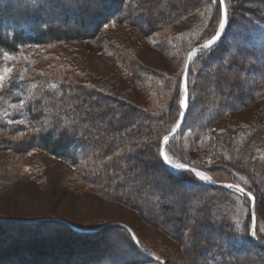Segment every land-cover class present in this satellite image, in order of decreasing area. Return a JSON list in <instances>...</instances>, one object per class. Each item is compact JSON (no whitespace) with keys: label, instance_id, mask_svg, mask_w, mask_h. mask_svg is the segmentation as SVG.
Segmentation results:
<instances>
[{"label":"trees","instance_id":"obj_1","mask_svg":"<svg viewBox=\"0 0 264 264\" xmlns=\"http://www.w3.org/2000/svg\"><path fill=\"white\" fill-rule=\"evenodd\" d=\"M72 1H75L73 11L89 10V0ZM100 1L103 5V13L99 14L100 19L88 32L85 26L72 31L67 30L65 26H52L51 22L58 20V17L52 14L46 15L45 10L51 13L55 8L63 7L61 0H0V47L6 51L16 52L27 45L53 47L64 43L91 41L103 31V26L110 23L117 25L127 23L129 26H134L136 17H141L143 14L149 15L153 10L156 11V18L148 16L147 19H143V23L135 25L134 28L145 36L156 35L157 40L161 41L168 29L183 18L195 14L207 4V0H115L114 8L109 10V2L112 0ZM230 3L232 5L230 26L216 43L215 50L198 52L190 63L191 71L188 81L189 90L194 94V105L183 119L178 134L165 147V152L181 163L185 160L176 152L175 147L183 136V132H189L190 136L196 140L206 131L211 122L226 115L225 111H216V108L222 106L227 111H231L228 106L222 105L223 93L219 87L224 90L226 86L234 87L239 95L244 81L257 75L260 77L259 81L245 85L251 90L248 100L264 98V0H230ZM213 12L215 14L216 9ZM69 14L71 13L65 15L62 23H66ZM209 33L210 30L207 28L201 37L208 36L207 39H210L215 32ZM236 37L246 46L239 56L229 53L233 39ZM204 41L200 40L191 46ZM114 50L139 88L146 92L149 89L159 92L156 99H152L151 102L149 100L146 106L140 107L124 97L82 84L77 81L72 69L67 70L63 66L58 70L52 68L51 71L49 70L51 68L44 71L24 68L13 75L14 79L11 81L10 88L16 90L18 94L16 98L19 93L23 94L29 125L27 127L11 125L0 129V146L6 145L11 139L12 145L7 148L9 152L19 157L27 155L34 149L58 157L76 169L78 173L76 178L78 180L81 178L80 182L82 181L86 187L107 198H116L107 193L110 187H128L138 199L125 197L118 199L121 200L120 203L139 214H141L139 198L149 197V200L156 202V197L162 198L161 193L175 190L174 185L177 183H188L189 187H197L204 195L194 199L182 216H174L170 205L160 202L155 204L166 211L173 222L177 223L176 227L166 222L157 224L166 235L175 240L180 249V255H177L178 260L174 264H264V246L252 242L249 235H244L245 232H249L248 227L241 230V238L237 237L231 220L233 197L241 196L226 188L202 182L193 173L175 174L155 159L154 166L148 163L146 166L150 169L154 167L168 182L164 187L158 183L147 185V167L140 170L138 168V166H145L142 157L149 151L154 158L157 151V134L159 133V138L162 140L166 131L174 126L175 119L179 118L178 110L174 107L175 98L163 108L158 106L162 100L161 88L158 89V87L162 85L161 87L164 88L166 85L176 84L182 78L184 66L176 80H167L162 74L140 64L130 51L125 50L127 51L125 52L118 46ZM257 59L259 64H255ZM226 60L231 61L232 65L241 64L243 70L240 67L236 69L232 65L229 68L225 64ZM213 62L214 65L208 70V76L202 74V70ZM62 70L64 72L60 73ZM237 73L244 77L243 81L239 79ZM208 86L214 88V94H208L206 90ZM7 94L10 95L9 92ZM239 106L241 103L238 104ZM170 107L171 110L168 111ZM194 109L206 118L200 124H195L192 119ZM171 115L175 117L169 122ZM109 116L112 120L107 119ZM252 116L253 119L249 118L248 121L246 119L245 123L254 131L261 133L258 139L259 142L261 141V148L264 149V137H262L264 136V108L259 109ZM255 117L261 119L257 118V121H254ZM233 137L234 135L230 132L213 135V138L218 141L216 143L222 139V143H225V140L230 141ZM255 139L252 134L246 135V144ZM13 140H17V143L23 146L21 150L14 145ZM89 142L92 145H89ZM71 151L74 152L71 153ZM249 156L247 160L251 162L250 172L255 182L264 187V153L259 159L252 157V154ZM192 163L187 164L205 171L217 182L230 180L226 177L230 173L224 170V167H221L220 171L204 164ZM234 163V166H239L241 161L237 160ZM242 186L257 200L252 185L242 183ZM187 194H183L184 207L185 201L191 199V196ZM206 225L209 231L204 232L203 236L200 234V228ZM11 226L19 228L22 232L14 239L15 242L12 241L7 245L8 252L6 249L0 250V258L9 255L16 262L15 264H58L61 259L63 263L60 262V264H134L141 258L156 263L155 258L141 253L130 236L124 232L129 249L136 248L135 252H131L135 258L134 263L133 259L131 261L115 260V258L106 257V254H103L106 253V248L99 247L95 239L96 234L100 235V233L72 230L65 227L63 223L49 221L30 223L0 220V235L5 232V229H11ZM48 226H56L57 229L52 230L51 233L47 231L48 237H45L42 234ZM188 227H192L193 232L189 237H185L183 233ZM213 235L216 239H213ZM256 239L264 242V236L259 233ZM49 240L61 243L54 252L58 255L54 260L55 263L45 260L48 252L44 249L50 247L45 242ZM78 244L81 245L79 248L84 257L78 256L75 259L73 255L77 254ZM57 250L65 254L64 258L60 257L61 254L57 253ZM148 252L154 257L158 256L156 255L158 253ZM159 257L165 261V264H170L165 258Z\"/></svg>","mask_w":264,"mask_h":264},{"label":"rangeland","instance_id":"obj_2","mask_svg":"<svg viewBox=\"0 0 264 264\" xmlns=\"http://www.w3.org/2000/svg\"><path fill=\"white\" fill-rule=\"evenodd\" d=\"M61 1H63V7H57L51 13L47 9L45 10L46 15L52 14V16L56 15L58 17V20L51 22L54 27L65 26L67 30L72 31L85 26L89 32L103 13V5L100 0H89V10L87 11H73L75 1ZM76 1L80 2V0ZM109 4V10H112L115 6V0L110 1ZM208 7L209 4L207 3L195 14L183 18V20L165 32V37L161 41L157 40L156 35L145 36L134 28L135 25L143 23V19H147L148 16H151L153 19L156 18V11L153 10L149 15L143 14L141 17H136L134 26H129L127 23H120L118 25L110 23L107 27L103 26V31L91 41L64 43L53 47L27 45L16 52L6 51L0 47V71L4 67L13 69L10 77H5L4 87L0 89V129L11 125H21L22 127L29 125V122L27 123L28 116L25 111V103L23 107H19L20 100L24 101L23 94L19 93L18 98H16L18 95L16 94V90L10 88L11 81L14 79L13 75L21 69L24 70V68H35L34 70L40 69L42 71L51 68L49 69L51 71L52 68L58 70L63 66L64 69H72L73 73L76 74L77 81L84 85H91L105 93L124 97L140 107L146 106L149 100L151 102L152 99L157 98L156 95L158 96L159 92L155 89V92L150 89L146 92L139 88L131 78L124 63L120 61L121 58L116 56L114 48L118 46L124 49V51H130L143 66L162 74L167 80H176L184 66L186 54L192 48L191 45L208 38V36L205 38L201 37L203 31H205V22L210 20L209 13L207 12ZM212 8L214 11V6ZM68 13L71 14H69L64 24L61 21H63L65 15H68ZM201 13H204V15H201ZM213 16H215L214 12ZM216 27H218V16H215L208 23L209 34L214 32ZM233 40L234 42L229 53L239 56L244 52L246 46L238 37ZM110 43L111 46H109ZM5 52L12 59H7L4 55ZM258 61L257 59L255 64H259ZM213 65L214 62L205 67L202 70V74L208 76V70ZM232 66L236 69L241 68V64L238 63ZM63 70L60 73H63ZM259 80L260 77L257 75L246 79L240 88L241 93L239 95H237L236 88L234 87L226 86L228 93L225 91L226 89L224 90L222 87H219L223 93L222 105L228 106L231 111H227L222 106L216 108V111H225L226 115L224 114L222 117L220 116L211 122L206 131L196 140L190 136L189 132H183V136L180 137L175 149L180 157L185 160V164H193L192 162H194L196 164H204L215 170L224 167V170L230 173L226 175L230 180L222 181L225 184L239 183L242 186V183H244L252 185L257 197V200L255 199V228L257 226L258 233L264 236V232L259 231L264 229V187L255 182V178H253L250 172L251 162L247 160L250 154H252V157L259 159L264 153V149L261 148V141L259 142L258 139L261 133L254 131L251 126H247L245 123L246 119L247 121L249 118L253 119L252 115L259 109L264 108V98L254 101H252L253 99L248 100L251 90L245 87V85L255 84ZM161 86L159 85L158 89L161 88L162 100H159L158 106L163 108L171 101L170 96L173 93V86L166 85L164 88ZM206 90H208L209 95L215 93L212 86H208ZM8 92L10 95L7 94ZM253 93L254 91L252 90ZM198 95H196L197 98H199ZM150 96H152L151 99ZM239 103H241V106L238 107ZM13 105H17L18 107L13 108ZM194 111V118L192 119L195 124H200L206 119L202 117L200 112L197 113L198 110L194 109ZM174 117V115H171L169 122ZM257 118L261 119L260 117ZM257 118L254 121H257ZM107 119L112 120V117L109 116ZM8 120L17 122L23 120L25 123L9 124L7 123ZM224 132H230L234 137L230 141L225 140V143H222L223 139L219 143H216L217 140L213 138V135ZM248 134H252L253 138L255 137L256 139L246 144L245 139ZM4 139L7 140V138ZM9 140L11 141V139ZM10 141L6 145L0 146L1 221L22 222L23 220L24 222L35 223L37 222L35 220L43 218L59 219L64 222L57 220L48 221L59 224L63 223L65 227L72 230L73 228L67 223L81 230H92L91 232L100 233V235L96 234L100 240L95 239L99 247L106 248V253H103L106 254V257L115 258V260L125 259L131 261L133 259L134 263V255L129 251L122 231L124 228L123 224L130 228L137 236L141 247H143L142 249L147 250L143 252L149 253L148 251H152L158 253L156 255L165 258L170 264L177 262V255H180L178 245L173 238L166 235L157 226V224L166 222V224L168 223L172 227H176L177 223L173 222L166 211H163L160 206L155 204L156 202H160L164 205H170L173 208L174 216H182L194 199L204 195L202 190L194 186L189 187L188 183H177L174 185L176 186L175 190L161 193L162 198L156 197V202L149 200V197L139 198L141 207V214H139L134 209L120 203L121 200L118 199L120 197L128 199L137 198L128 187H110L107 193L116 198H107L86 187L82 181L80 182L81 178L79 180L76 178L78 174L76 169L70 167V165L60 158L51 156L38 149L31 150L27 155L19 157L13 152H9L7 146L10 147L12 145ZM13 141L14 145H17V148L21 150L23 146L19 145L17 140ZM88 144L92 145L90 142ZM73 152L71 151V153ZM142 159L145 166H138L139 170L147 167L146 163L155 165L154 158L149 151ZM172 159L178 162L177 159L173 157ZM237 160H240L241 163L239 166H234V162H237ZM147 171V185L158 183L164 187L168 182L154 167L150 169L148 166ZM241 177L244 179H241ZM120 182L122 183V181ZM246 192L248 191L246 190ZM186 193L191 196V199L185 201L186 206L184 207L182 205L184 202L183 194ZM233 198L234 205L232 207L231 220L237 237L241 238V230H244L245 227L249 228L251 223V203L250 200L242 199L241 197L234 196ZM188 223L191 222L188 221ZM55 227L48 226L42 235L48 237V232L51 233L52 230L56 231L57 228ZM10 228L5 229V232H2V235H0V250L6 249L7 252V245L14 241L17 235L22 232L17 227L11 226ZM208 229L207 225L202 226L200 234L204 236V232L207 233ZM212 237L216 239L215 235ZM58 242L54 240L45 242L46 245L50 246L44 249L48 252L45 257L46 262L55 263L54 260L58 256L54 253L55 249L61 246L60 241ZM80 246L78 244V248ZM57 253H60V257L64 258L65 254L63 255L58 250ZM78 256L84 257V254H81L80 248L77 254L73 255V258L76 259ZM9 262L16 263L9 255L0 258V264H8ZM60 262L63 263L62 259ZM134 264L156 263L141 258L140 261Z\"/></svg>","mask_w":264,"mask_h":264},{"label":"snow or ice","instance_id":"obj_3","mask_svg":"<svg viewBox=\"0 0 264 264\" xmlns=\"http://www.w3.org/2000/svg\"><path fill=\"white\" fill-rule=\"evenodd\" d=\"M207 3L209 4V7L207 9V12L209 13L210 20L205 22V30L207 29L208 23L215 18V16H218V27L215 28L214 32L215 34L211 36L210 39L205 40L203 45H200V49L204 50L205 52H211L215 50V45L217 41H219L222 38V35L226 32L227 27L230 26V19H231V8L232 5L230 3V0H207ZM212 6H215L216 12L215 16H213V8ZM201 15H204V13H201ZM107 27V25H105ZM197 53V49L193 48L191 52L187 54L188 59L191 60L193 56H195ZM5 57L7 59H12L11 56L8 55V53H4ZM225 64L231 68L232 62L226 60ZM241 70H243L241 66ZM190 68L187 65V62H185V70L183 77L176 82V84L173 85L172 92L173 96H170V100L175 98V105L174 107L178 110V117L175 119L174 126L166 131V133L163 135L162 140L159 138V133L157 134V151L154 154V159L162 163L163 165L170 167L174 172H180L181 174L187 172L189 174L194 173L195 177L198 178L202 182H209V183H216V180L213 179L212 176L208 175L205 171H199L196 168H189V166L185 163H180L176 162L172 159V156H170L168 153L165 152L164 148L167 145V142L169 140V137H171L175 132L178 127H180L183 119L186 117L187 112L191 110V108L194 105V94L190 92L189 90V81H188V76L190 75ZM13 72L12 68L9 67H4L2 71H0V89L4 87V81L5 77H10V74ZM237 76L241 81L244 80L243 76H240L239 73H237ZM54 87V85H53ZM225 91H228L227 89ZM24 101L20 100L19 107L24 106ZM13 108L18 107L17 105H13ZM168 111L171 110V107L167 109ZM7 123L12 124V123H25V121H13V120H8ZM163 123V121H161ZM211 162V161H209ZM241 179H244L241 177ZM246 183V181H245ZM227 188L234 189L236 192L240 194L246 195V197L254 199L253 194L248 191L246 192L245 188L242 187L239 183L237 184H232L228 183L225 185ZM255 214H252V220L253 224H255ZM122 231L130 235V238L132 241H136V246L139 245V241L137 240V237L135 234L131 233L130 229H127L124 227ZM259 231L264 232V229H261ZM193 232L192 227H188L183 235L185 237H189L190 234ZM244 235H250L253 238H256L258 235V230L253 227L251 231L245 232ZM122 242V241H121ZM130 252H135L136 248H130ZM145 252L147 251L146 249L144 250ZM153 255V254H149ZM155 261L156 264H165L164 261L159 256H155Z\"/></svg>","mask_w":264,"mask_h":264},{"label":"water","instance_id":"obj_4","mask_svg":"<svg viewBox=\"0 0 264 264\" xmlns=\"http://www.w3.org/2000/svg\"><path fill=\"white\" fill-rule=\"evenodd\" d=\"M218 42V41H217ZM204 43H202V44H199V45H196V46H194L193 48H196L197 49V52H199V51H204V50H202V49H200V45H203ZM193 48L192 49H190L189 51H188V53L189 52H191L192 50H193ZM187 53V54H188ZM193 58V57H192ZM192 60V59H191ZM191 60H189L188 59V56H186V60H185V62H187V65H188V67L190 68V62H191ZM184 70H185V65H184ZM184 70H183V74H184ZM182 77H183V75H182ZM183 122V121H182ZM181 125H182V123H181ZM181 125H180V127H181ZM180 127H178L177 129H176V132L171 136V137H169V140H168V142H167V144L176 136V134L178 133V131H179V129H180ZM172 172H174L170 167H168ZM189 168H195V167H189ZM197 169V168H196ZM197 170H199V169H197ZM199 171H201V170H199ZM174 173H180V172H174ZM210 184H212V185H214V186H218V187H222V188H226V189H228V190H231L232 192H234L235 194H237V195H239V196H241V197H243V198H245V199H249L250 200V202H251V204H250V211H251V223H250V229H249V231H251V229L253 228V227H255V224H253V220H252V214L254 213L255 214V200L254 199H251V198H248V197H246V195H244V194H240V193H238V192H236L234 189H230V188H227L225 185V183H221V182H216V183H210ZM45 220H57V221H62V220H59V219H54V218H43V219H41V220H35V221H45ZM23 221V220H22ZM62 222H64V221H62ZM68 224V223H67ZM107 225H110V224H107ZM106 225V226H107ZM69 226L70 227H72L73 229H77V228H75L74 226H72V225H70L69 224ZM127 228V227H126ZM127 229H129V228H127ZM132 233V232H131ZM249 237H250V240H252L253 242H255V243H258V244H260V245H262V246H264V243H262V242H259V241H257L255 238H253V237H251L250 235H249ZM134 243H135V245H136V241H133Z\"/></svg>","mask_w":264,"mask_h":264},{"label":"bare ground","instance_id":"obj_5","mask_svg":"<svg viewBox=\"0 0 264 264\" xmlns=\"http://www.w3.org/2000/svg\"><path fill=\"white\" fill-rule=\"evenodd\" d=\"M194 57V56H193ZM46 221V220H45ZM48 221V220H47ZM96 231V230H95Z\"/></svg>","mask_w":264,"mask_h":264}]
</instances>
